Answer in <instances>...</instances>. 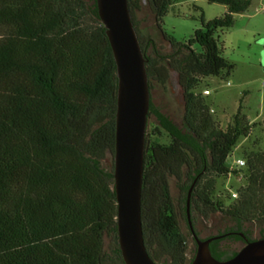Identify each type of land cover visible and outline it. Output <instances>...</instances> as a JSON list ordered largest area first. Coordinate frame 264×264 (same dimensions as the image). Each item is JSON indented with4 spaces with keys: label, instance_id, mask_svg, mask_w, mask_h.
<instances>
[{
    "label": "trees",
    "instance_id": "obj_1",
    "mask_svg": "<svg viewBox=\"0 0 264 264\" xmlns=\"http://www.w3.org/2000/svg\"><path fill=\"white\" fill-rule=\"evenodd\" d=\"M204 1L226 12L201 19L202 28L180 42L162 29L171 0H128L150 95L140 211L156 264L193 259L186 212L193 184L191 227L201 240L222 236L209 244L215 259L237 254L246 244L239 234L264 239V153L244 152L238 170L227 163L254 125L239 105L221 128L198 91L205 78L233 72L215 34L254 0ZM172 76L182 91L180 114L157 99ZM116 92L96 0H0V264H124L113 186ZM230 176L245 182L234 200L217 193V181Z\"/></svg>",
    "mask_w": 264,
    "mask_h": 264
},
{
    "label": "water",
    "instance_id": "obj_2",
    "mask_svg": "<svg viewBox=\"0 0 264 264\" xmlns=\"http://www.w3.org/2000/svg\"><path fill=\"white\" fill-rule=\"evenodd\" d=\"M96 6L117 77L113 186L117 204L118 246L124 264H156L144 245L140 211L150 98L146 61L131 21L128 0H96ZM259 44L264 46V40ZM191 189L186 212L195 254L190 264H264V239L247 241L242 234L239 236L246 244L236 255L227 260H217L211 255L209 244L222 236L201 240L195 235L189 214Z\"/></svg>",
    "mask_w": 264,
    "mask_h": 264
},
{
    "label": "rangeland",
    "instance_id": "obj_3",
    "mask_svg": "<svg viewBox=\"0 0 264 264\" xmlns=\"http://www.w3.org/2000/svg\"><path fill=\"white\" fill-rule=\"evenodd\" d=\"M226 8L219 4H210L204 0H171V7L163 19V31L177 41L187 40L195 30L202 28L201 19L211 21L221 17ZM154 38L162 43L161 35L155 31ZM215 38L221 47L224 59L234 65V70L228 78L209 77L201 81L198 91H208L204 99L211 114L225 128L236 113L239 105L241 112L253 124L250 136L238 142L231 157L227 160L241 159L242 154L251 151L264 153V46L259 41L264 40V0H254L248 10L234 16V24L229 29L219 30ZM176 76H172L166 93H159L158 102L165 101L176 114L182 112L183 97ZM161 143H168L166 136ZM107 167L110 162L107 161ZM245 184L243 178L230 176L217 181V193L223 198ZM197 230L201 237L208 235L207 224L202 220L197 222ZM188 259L194 255L195 246L189 241ZM240 245L230 246L229 249H239Z\"/></svg>",
    "mask_w": 264,
    "mask_h": 264
},
{
    "label": "built area",
    "instance_id": "obj_4",
    "mask_svg": "<svg viewBox=\"0 0 264 264\" xmlns=\"http://www.w3.org/2000/svg\"><path fill=\"white\" fill-rule=\"evenodd\" d=\"M209 93H208V91L207 90H204L203 91V95H208ZM233 166H235V168H237V169H239V168H243L244 166H245V162H244V160L243 159H239V160H237V161H235V164L233 165ZM237 198V195H236V193L235 192H233L232 194H231V199H236Z\"/></svg>",
    "mask_w": 264,
    "mask_h": 264
},
{
    "label": "crops",
    "instance_id": "obj_5",
    "mask_svg": "<svg viewBox=\"0 0 264 264\" xmlns=\"http://www.w3.org/2000/svg\"><path fill=\"white\" fill-rule=\"evenodd\" d=\"M206 96H208V95H206ZM235 162L233 161V164H234ZM232 165V164H231Z\"/></svg>",
    "mask_w": 264,
    "mask_h": 264
}]
</instances>
